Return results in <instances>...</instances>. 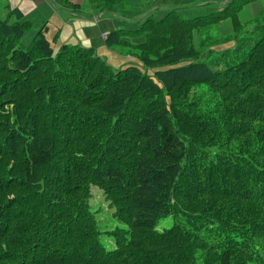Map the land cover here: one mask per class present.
<instances>
[{
    "label": "trees",
    "instance_id": "16d2710c",
    "mask_svg": "<svg viewBox=\"0 0 264 264\" xmlns=\"http://www.w3.org/2000/svg\"><path fill=\"white\" fill-rule=\"evenodd\" d=\"M259 1L261 12L248 25L253 32L228 38L233 45L222 52L209 48L207 58L195 61L174 48L160 55L159 46H150L153 36L161 44L168 38L148 29L171 19L186 26L221 22ZM5 8L6 18L0 19V264H192L190 234L174 227L159 233L157 224L168 213L171 195L184 189L180 181L187 183L186 143L196 150L194 141L207 130L204 115L215 119L219 111L196 108L193 115L179 102L195 85H207L216 95L231 90L224 100L240 104L233 109L237 118L260 125L258 134L264 131V0H232L224 11L190 21L175 10L161 21L146 18L132 33L133 38L147 34L138 44L148 54L141 61L145 68L129 62L116 72L91 49L63 45L55 52L42 31L25 48L21 40L30 24L18 10ZM69 10L78 12L79 6ZM126 33L108 35L106 46L115 47ZM191 47L188 54H194ZM240 123L226 131L237 134ZM197 152L203 165L195 167L198 179L218 180L208 183L216 188L210 194L222 191L220 196L241 200L252 212L264 211V192L255 196L251 189V178L259 185L264 168L245 171L243 161L231 164L223 154L210 164V154ZM259 153L253 151V162ZM234 174L247 177L239 184ZM229 175L236 192H227ZM190 181L188 191H206ZM92 187L101 190L112 210L105 237L91 211ZM260 187L264 190V184ZM245 204L232 217L241 215ZM231 255L222 252L217 263L230 264Z\"/></svg>",
    "mask_w": 264,
    "mask_h": 264
},
{
    "label": "rangeland",
    "instance_id": "374dc122",
    "mask_svg": "<svg viewBox=\"0 0 264 264\" xmlns=\"http://www.w3.org/2000/svg\"><path fill=\"white\" fill-rule=\"evenodd\" d=\"M4 1L5 0H0V19L2 20L6 18L7 14L5 8L7 4H5ZM90 1L92 4H101L93 0ZM231 1L232 0H116V5L113 3L111 6V4L106 3L105 6L103 4H101V6L110 8L111 12L108 13H113L114 5L117 6L118 10L116 16L123 15L121 18L113 19L109 15H106L97 22L94 20H92V22L86 20H77L74 23L69 22L67 23V30L65 29V32H67V42L70 46L78 45L85 50H93L100 61L113 72L128 66L129 62H135L137 64V66L133 65L135 67L143 66L142 68H145V64L141 61L144 60L148 54L145 51H140L138 49L140 45L138 44H141L147 34L142 35V38L132 37V33L136 32L135 25L137 26L138 23H141L142 18L140 15L143 14L145 16L144 18H146L148 13L155 7V9L158 10L157 17H152L155 21L164 19L167 10H175L180 19L190 21L191 19L202 17L219 10L224 11V8L228 7ZM52 2L54 6L58 3V11L60 10V12L63 13L61 14L62 17L66 16L64 9L72 6L67 0H53ZM162 7L166 10H163ZM250 8L251 10L244 5L240 10H237L236 14H234L235 16H232L230 19L228 18L221 22L213 21L205 24H196L193 26L182 25L178 23V21L171 19L169 23L163 26L148 29L157 35L160 33H167L166 38H168V41L161 44V42L153 36L152 40H150V46H159L160 55L168 51H173L174 48V52L177 54L189 55L188 58L191 60L200 61L202 58H207L206 55L209 48L212 52H222L227 47L229 48L233 45L232 40L227 41L228 38L231 39L232 36L237 37L239 33L241 34L245 31L246 34L253 32L252 28L248 25L250 24L251 17L257 13V10L253 7ZM79 9L80 10L77 11L80 15L78 16L85 15L81 8ZM78 12L74 11L76 17H78ZM70 13H73V11L71 10ZM92 16L93 15H88L87 17L92 18ZM32 19H38V17L36 18L35 15ZM58 20L60 21L61 19L58 17ZM58 20L51 21L50 23L52 25H57ZM34 23L35 21L32 22V26L25 32L21 40V44L25 48L30 44L33 33L38 29L35 28L36 24ZM131 24H133L134 28L128 29L125 27V25ZM162 27H165V32ZM116 30L128 33L119 37V44L109 48L105 44L107 38L104 39L103 34H106V36L111 35ZM259 33H261V31H259ZM193 44L196 45L194 46ZM189 45L192 46L191 48L195 47L193 48L194 54H188ZM112 48H115L120 54ZM201 50L205 51L202 52ZM54 51H57V46L54 47ZM125 56L128 58V61ZM180 60L185 61V58ZM216 62H218V60L214 61V63ZM254 91L259 92L258 89ZM231 92V90H227L216 95L215 91L207 85H195L190 88L186 99L179 102L181 109L184 108L189 110L193 115L195 114L196 108H202L206 112L211 110L212 112L219 111L215 119H213V117L209 119L208 113L204 115L206 118L205 120L208 122H206L207 130L194 141L197 146L196 150L193 147L189 148V145H193L191 141L186 143L183 167L187 168L186 173L184 172V180H186L187 183L180 181L184 189L177 192V195H174V193L171 195L168 213H166L157 224V232L159 233L168 231L170 228L174 227L176 230L181 228L186 231V233L190 234V243L193 248L190 250L188 257L192 264H218V259L222 252L226 250H230V254H232L230 256V264H264V227H260V225L264 226V211L258 210L252 212V210L255 209H253L252 206L249 207L250 205L245 204L243 201L241 202V200L239 201L232 197L224 198L220 196L222 191L210 194L211 189L215 187H212V185L209 186L208 183L214 182V184L217 185L218 180L216 183L215 178L212 179L209 175L205 179L200 180L198 176H196L199 171L195 172L196 166L199 167L200 165V167H203L202 164L198 165L199 156L201 154H199L197 150L204 152L208 156L209 154L212 156L213 159L211 158L210 164L216 163L217 156L223 154L229 157L230 162H232L231 164H237L243 161L242 165L244 167H242L245 171L249 168L253 169L255 166H257V169L264 168V131L258 134L260 125L253 124L251 120L244 121L242 117L237 118V114L233 109H235V105L239 106L240 104L237 102V104H235L234 102L236 99L233 98L229 101L224 100L226 96L225 93L229 96ZM211 94L212 97L209 99ZM237 120L242 121L239 126L240 131L232 135V132L226 130L232 129V124ZM209 121L212 122L210 123ZM257 150L260 151V153L259 156H256L257 161H254L256 165L252 161L253 159L251 156L253 155V151ZM230 168L231 172H236L234 169L235 167ZM238 171L241 172L242 170L239 169ZM234 175L239 179V184H241V179L247 177L245 175V177L241 178L238 174ZM190 179L194 181L197 189L201 190V187H203L206 191H204L203 194H196L191 190L188 191L190 187H188V185L191 183ZM227 179L229 183L226 182V184L230 186L227 192H236L237 189H235L234 184L236 185L237 183L231 180L232 175H229ZM260 181L258 185L257 181L251 178V184L253 185L251 189H253V194L255 196H261V194H263L261 192H264V190L261 189L262 187H260V185L264 184V179ZM214 184L213 186H215ZM243 189L244 187H241V190ZM105 198L106 197L100 189L95 187L91 188V211L96 214V218L99 222L98 229L104 237L106 236L105 233L107 230L110 229L109 226H111V224L109 221L110 214L112 213V210H110L108 206L109 203ZM244 204L245 207L241 210V215L232 217L234 214L232 211L237 210L235 208L238 206L241 208ZM188 220L191 221L188 222ZM187 222L193 226V229L194 227L196 228L194 229L195 231L187 226ZM235 227L244 231L236 233L234 231ZM195 232H197L196 234L198 235H196ZM259 254L260 257H258Z\"/></svg>",
    "mask_w": 264,
    "mask_h": 264
},
{
    "label": "crops",
    "instance_id": "0c3cea01",
    "mask_svg": "<svg viewBox=\"0 0 264 264\" xmlns=\"http://www.w3.org/2000/svg\"><path fill=\"white\" fill-rule=\"evenodd\" d=\"M52 1L53 0H5L4 3L7 4L11 10L12 9L18 10L23 15L24 21H27L30 24V27L32 26V22L35 21L34 23L36 24L35 28L38 29H36L37 31L33 33V37L38 31H42L47 42H49L53 48L57 46V50L63 45L70 46V44L67 42V37H66L67 32H65V29L67 30V23L69 22L74 23L77 20H86L89 22H92V20H94L95 22H97L106 15H109L113 19L121 18V16H123V15L116 16L117 14L116 12L118 10L117 6H115L116 0H113L115 4L113 13H108L107 11H104L101 4H94V3L92 4L90 0H67L72 6L73 5L79 6V8H81V10L84 12L85 15L78 17H76L74 13H70L71 10H69V7H67V9L66 8L64 9V13L66 14V16L62 17L61 14L63 13H61L60 10L58 11L59 8L57 7L58 3L56 4V6H54ZM93 1L97 2V0H93ZM246 7L249 8V10H251L250 7H253L254 9L257 10V13L254 14L253 17H251V20H253L259 16L261 9L263 7V3L261 1L254 2L248 4ZM162 8L163 10H166L164 9V7ZM168 11L169 10H167V12ZM151 12H149L148 15L146 16L147 19L152 18L154 16H155L154 18L157 17L158 10H156L155 7L151 10ZM150 13L151 15L149 16ZM34 14L36 15V18L38 17V19H32L35 16ZM88 15L89 16L93 15V16L92 18H90L87 17ZM58 17L61 19L60 21L58 20ZM140 17L142 18L141 19V23H142L146 18H144L145 16L143 14L140 15ZM154 18L152 19L154 20ZM56 20H58L57 25H52L50 23L51 21H56ZM141 23H138L137 26L135 25L136 30L139 28V25ZM125 27L128 29L134 28L133 24L125 25ZM103 36H106V34H103ZM74 46H78V45H74ZM112 49L120 54V52H118L115 48ZM126 60L128 61L127 57Z\"/></svg>",
    "mask_w": 264,
    "mask_h": 264
},
{
    "label": "built area",
    "instance_id": "2783aa9c",
    "mask_svg": "<svg viewBox=\"0 0 264 264\" xmlns=\"http://www.w3.org/2000/svg\"><path fill=\"white\" fill-rule=\"evenodd\" d=\"M105 38V36H103Z\"/></svg>",
    "mask_w": 264,
    "mask_h": 264
}]
</instances>
